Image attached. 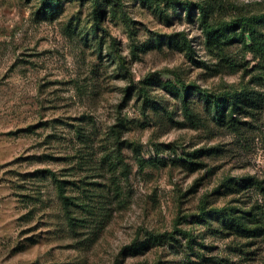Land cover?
Masks as SVG:
<instances>
[{
	"label": "rangeland",
	"instance_id": "obj_1",
	"mask_svg": "<svg viewBox=\"0 0 264 264\" xmlns=\"http://www.w3.org/2000/svg\"><path fill=\"white\" fill-rule=\"evenodd\" d=\"M260 183L264 0H0V264H264Z\"/></svg>",
	"mask_w": 264,
	"mask_h": 264
},
{
	"label": "trees",
	"instance_id": "obj_2",
	"mask_svg": "<svg viewBox=\"0 0 264 264\" xmlns=\"http://www.w3.org/2000/svg\"><path fill=\"white\" fill-rule=\"evenodd\" d=\"M222 97L225 101H227L232 106L235 105L236 103H240V101L246 99L245 93L243 91L234 92L232 94L223 93ZM260 187H263V189H264V186L261 185V183H260Z\"/></svg>",
	"mask_w": 264,
	"mask_h": 264
}]
</instances>
